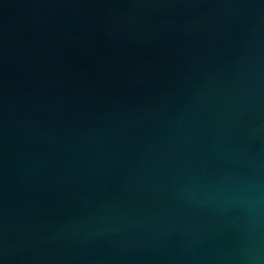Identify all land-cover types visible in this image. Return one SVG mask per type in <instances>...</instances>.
Instances as JSON below:
<instances>
[{
    "label": "water",
    "instance_id": "95a60500",
    "mask_svg": "<svg viewBox=\"0 0 264 264\" xmlns=\"http://www.w3.org/2000/svg\"><path fill=\"white\" fill-rule=\"evenodd\" d=\"M0 264H264V0H0Z\"/></svg>",
    "mask_w": 264,
    "mask_h": 264
}]
</instances>
